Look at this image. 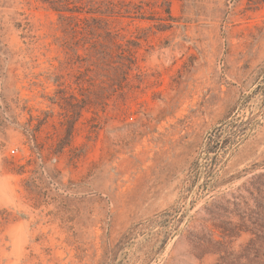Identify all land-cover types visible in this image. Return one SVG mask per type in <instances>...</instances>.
Returning a JSON list of instances; mask_svg holds the SVG:
<instances>
[{
  "label": "rangeland",
  "instance_id": "1",
  "mask_svg": "<svg viewBox=\"0 0 264 264\" xmlns=\"http://www.w3.org/2000/svg\"><path fill=\"white\" fill-rule=\"evenodd\" d=\"M115 2L0 0V264H264V0Z\"/></svg>",
  "mask_w": 264,
  "mask_h": 264
},
{
  "label": "trees",
  "instance_id": "2",
  "mask_svg": "<svg viewBox=\"0 0 264 264\" xmlns=\"http://www.w3.org/2000/svg\"><path fill=\"white\" fill-rule=\"evenodd\" d=\"M103 1V0H102ZM107 1L109 4L108 10L110 11V13L113 14H120L122 13L121 10L122 9H118L119 4L115 2V0H104ZM169 12V11H168Z\"/></svg>",
  "mask_w": 264,
  "mask_h": 264
},
{
  "label": "built area",
  "instance_id": "3",
  "mask_svg": "<svg viewBox=\"0 0 264 264\" xmlns=\"http://www.w3.org/2000/svg\"><path fill=\"white\" fill-rule=\"evenodd\" d=\"M15 151H16L15 149H12V150H11L12 153H15Z\"/></svg>",
  "mask_w": 264,
  "mask_h": 264
}]
</instances>
